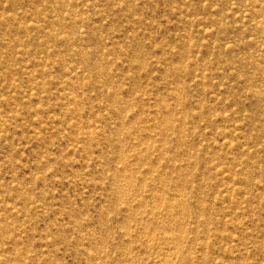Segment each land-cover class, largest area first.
<instances>
[{
    "label": "rangeland",
    "instance_id": "rangeland-1",
    "mask_svg": "<svg viewBox=\"0 0 264 264\" xmlns=\"http://www.w3.org/2000/svg\"><path fill=\"white\" fill-rule=\"evenodd\" d=\"M0 264H264V0H0Z\"/></svg>",
    "mask_w": 264,
    "mask_h": 264
}]
</instances>
